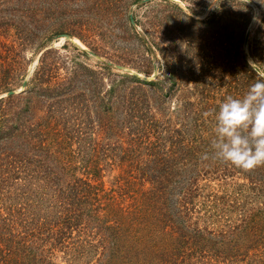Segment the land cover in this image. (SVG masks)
Masks as SVG:
<instances>
[{"label": "trees", "instance_id": "obj_1", "mask_svg": "<svg viewBox=\"0 0 264 264\" xmlns=\"http://www.w3.org/2000/svg\"><path fill=\"white\" fill-rule=\"evenodd\" d=\"M13 1L20 16L0 24L7 59L14 47L1 38L10 30L29 44L41 39L40 30L49 35L42 37L47 40L57 27L66 26L52 17L61 2ZM111 1L117 15L126 10L133 28L129 0ZM226 1L232 0L221 2L214 19L233 13ZM260 29L264 39V20ZM9 63L3 71L6 83L15 60ZM246 67L243 92L259 77ZM83 68L89 73L85 80L77 69L62 76L55 66L43 65L41 76L31 82L22 115L9 113L16 106L13 96L0 99V264H56L52 257L57 251L72 261L91 258L85 264H210L258 252L264 213L243 209L239 219L231 220L223 196L203 192L201 181L228 177L236 167L212 155L215 133L206 134L205 115L202 131L197 130L187 89L167 110L158 83L115 74L107 84L103 73ZM91 74L98 80L94 105L79 90L88 89ZM176 91H182L179 85ZM42 101H48L47 115L37 117ZM203 152L209 159H200ZM108 171H118L110 188L104 181ZM243 186L255 195L264 188L254 177ZM197 199L202 203L197 205Z\"/></svg>", "mask_w": 264, "mask_h": 264}, {"label": "rangeland", "instance_id": "obj_2", "mask_svg": "<svg viewBox=\"0 0 264 264\" xmlns=\"http://www.w3.org/2000/svg\"><path fill=\"white\" fill-rule=\"evenodd\" d=\"M48 1L61 2L52 17L54 21L66 23L65 28L57 27V33L47 40L42 37L49 35L40 30L41 39H34L29 44H22L14 30L1 38L14 49L10 59H7L8 51L0 46V99L15 98L11 104L16 106L14 110H9L15 116L24 114L26 96L32 92L31 82L41 76L43 65L55 66L62 76L77 69L84 73V80L89 74L84 71L85 66L103 73L107 84H111L115 74L135 75L143 80L147 77L149 81L158 83L167 110L177 105V98L182 95L180 92L184 93L183 90L187 89V95L195 104L197 130L202 131V115L207 112L205 130L207 135H211L214 133V110L224 97H240L245 93L246 65L251 66L250 61L255 63L251 67L258 79L264 77V39L260 38L264 0L226 1V7L231 5L233 13L221 19H214L213 14L220 9L223 0H205L203 6H197L193 0H155L148 3L129 0L130 15H135L140 24H134L133 28L128 25L126 10L117 15L111 0ZM18 8L16 1L0 0V24L3 19H18L19 12L15 11ZM249 17L251 20L246 24ZM3 29L0 28V33ZM62 30L72 33L70 40L63 39ZM248 30H251L250 39L245 45ZM40 41L45 42L40 44ZM12 60H15L13 75L6 83L3 71ZM104 63L111 64L112 69H105ZM92 76V80L87 79L88 89L83 87L79 90L94 105L95 83L98 80L97 75ZM255 80L257 78L253 77L251 82ZM24 83L26 86H23ZM178 85L182 91H176ZM17 99L20 102L18 106ZM47 106L48 101H42L35 115H47ZM92 118L96 120L94 116ZM85 130L90 131L88 128ZM117 173H106L104 181L107 188L111 187ZM248 177L264 184V169L255 173L236 167L228 177L216 176L200 184L203 192L218 191L223 196L227 216L235 221L243 209L253 208L264 213V188L259 195L253 194L243 186L248 184ZM178 197L176 192L171 198L173 203ZM200 203L202 200L197 199L196 204ZM261 245L258 252L252 251L247 257L241 255L225 262L209 263L264 264V240ZM52 260L56 264H85L91 258L72 261L71 256L57 251Z\"/></svg>", "mask_w": 264, "mask_h": 264}, {"label": "clouds", "instance_id": "obj_3", "mask_svg": "<svg viewBox=\"0 0 264 264\" xmlns=\"http://www.w3.org/2000/svg\"><path fill=\"white\" fill-rule=\"evenodd\" d=\"M213 119L215 134L210 144L215 158L245 170L264 165V77L240 97L225 96ZM209 155L203 152L200 159L207 160Z\"/></svg>", "mask_w": 264, "mask_h": 264}, {"label": "water", "instance_id": "obj_4", "mask_svg": "<svg viewBox=\"0 0 264 264\" xmlns=\"http://www.w3.org/2000/svg\"><path fill=\"white\" fill-rule=\"evenodd\" d=\"M155 0H142V3H148V2H153ZM131 23L134 25L135 24V20L133 18V16L131 15ZM250 32L251 30H248L247 33H246V36H245V45H248L249 43V39H250ZM63 39L65 40H70L71 39V36L68 35V34H64L63 35ZM119 69H122L123 67L121 66H118ZM145 80H148L147 77H144ZM23 86H26V83L23 84Z\"/></svg>", "mask_w": 264, "mask_h": 264}]
</instances>
